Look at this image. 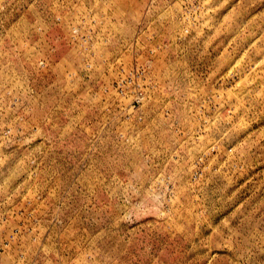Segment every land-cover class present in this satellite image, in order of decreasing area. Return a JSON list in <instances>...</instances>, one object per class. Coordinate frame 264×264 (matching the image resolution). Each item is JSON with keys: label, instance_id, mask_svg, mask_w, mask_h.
<instances>
[{"label": "rangeland", "instance_id": "1", "mask_svg": "<svg viewBox=\"0 0 264 264\" xmlns=\"http://www.w3.org/2000/svg\"><path fill=\"white\" fill-rule=\"evenodd\" d=\"M0 264H264V0H0Z\"/></svg>", "mask_w": 264, "mask_h": 264}]
</instances>
